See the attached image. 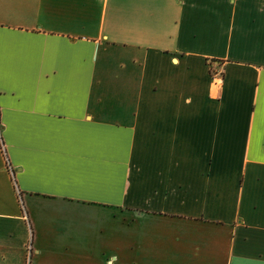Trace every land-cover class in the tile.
Listing matches in <instances>:
<instances>
[{
	"label": "crops",
	"instance_id": "1",
	"mask_svg": "<svg viewBox=\"0 0 264 264\" xmlns=\"http://www.w3.org/2000/svg\"><path fill=\"white\" fill-rule=\"evenodd\" d=\"M56 204L264 264V0H0V264H49Z\"/></svg>",
	"mask_w": 264,
	"mask_h": 264
},
{
	"label": "rangeland",
	"instance_id": "2",
	"mask_svg": "<svg viewBox=\"0 0 264 264\" xmlns=\"http://www.w3.org/2000/svg\"><path fill=\"white\" fill-rule=\"evenodd\" d=\"M23 201L27 208L26 199ZM37 212L38 225L45 227L43 236L50 235L54 240V246L49 248V264H166L147 252L163 250L176 233L175 228L156 221L155 224L145 223V232H139L136 225L142 222L132 220L130 212L116 209L56 204L38 207ZM150 225H155L156 229L150 231ZM48 226L53 228L50 234L46 231ZM64 239L67 244L62 243ZM24 258V264H31L30 247Z\"/></svg>",
	"mask_w": 264,
	"mask_h": 264
},
{
	"label": "built area",
	"instance_id": "3",
	"mask_svg": "<svg viewBox=\"0 0 264 264\" xmlns=\"http://www.w3.org/2000/svg\"><path fill=\"white\" fill-rule=\"evenodd\" d=\"M215 77L217 76V75H214ZM219 77V76H218Z\"/></svg>",
	"mask_w": 264,
	"mask_h": 264
}]
</instances>
